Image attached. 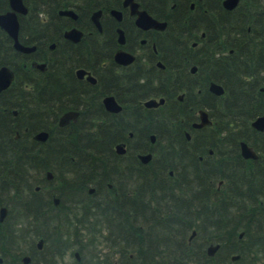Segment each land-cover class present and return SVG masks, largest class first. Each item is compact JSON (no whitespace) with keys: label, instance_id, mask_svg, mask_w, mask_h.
<instances>
[{"label":"flooded vegetation","instance_id":"af4514ba","mask_svg":"<svg viewBox=\"0 0 264 264\" xmlns=\"http://www.w3.org/2000/svg\"><path fill=\"white\" fill-rule=\"evenodd\" d=\"M239 2L226 8L221 0L222 10L229 16L214 15L205 23L201 14L210 9L208 2L191 0L187 6L190 12L186 9L174 25L138 2L154 18L165 21L162 28L139 26L136 14L130 13L123 0L119 6L97 8L101 10L100 29L92 19L97 9L91 11L88 21H78L74 7H63L74 9L77 17L59 12L60 16L27 17L28 29L35 20L40 23L39 32L34 33L36 42H25L18 30L23 44L35 46L29 51L14 48L11 36L0 27L18 52L20 85L25 92L29 93L36 79L52 78L56 88L51 99L89 104L83 113L85 126L107 125L112 117L119 123L114 153L104 170L109 178L103 183L90 182L74 188L72 195H58L53 193L55 185L46 191L41 186L52 183L53 172L46 169L45 178L37 175L33 180L41 183L34 185L35 190H44L43 195H34V201H28L32 195H0V264H264V255L254 250H264V150L205 127L212 123L205 107L196 108L190 125L188 113L171 111L188 95L189 99L198 98L204 60L213 62L222 56L239 59L242 52L249 56L254 52L220 47V21L233 22ZM111 9H118L120 18ZM73 27L82 31L78 40L64 35ZM92 27L97 32L91 31ZM237 27L226 26L230 32ZM119 28L123 41L119 40ZM203 28L213 32L212 47L204 40ZM173 40L178 49L172 56ZM3 64L13 69V82L15 69L7 63L0 66ZM211 81L217 82L210 79L207 88L215 94L209 89ZM179 82L184 83V90L177 91L175 84ZM107 96L120 105L118 111L105 106ZM150 98L163 101L145 104ZM81 108L61 111L57 130L80 126ZM201 109L207 112L210 123L196 126ZM67 110L78 114L60 125L59 117ZM11 111L17 114L16 108ZM43 129L35 130L32 138L46 141L48 129L45 140L34 137ZM19 136L15 130L14 137ZM242 140L253 147L256 158L243 156ZM227 141L230 144L226 145ZM4 156L0 153V161ZM226 163L229 195H218L225 186L218 168ZM48 170L51 178H47ZM0 183L2 186V179ZM221 199H227L225 207L220 206Z\"/></svg>","mask_w":264,"mask_h":264},{"label":"trees","instance_id":"16d2710c","mask_svg":"<svg viewBox=\"0 0 264 264\" xmlns=\"http://www.w3.org/2000/svg\"><path fill=\"white\" fill-rule=\"evenodd\" d=\"M119 1L24 0L28 11L19 15V36L27 43L37 41L34 35L39 32L40 23L35 20L28 29L27 17H36L40 14L60 16L58 9L72 6L78 12V21L84 18L88 21L92 10L99 7L108 9L119 6ZM137 1L154 16L167 18L170 25L180 21L186 14V9L187 13L190 12L187 6L191 0ZM205 1L210 6L206 13L201 14L205 23L214 15L229 16L228 12L222 10L221 0ZM173 2L175 5L170 7ZM8 7V0H0V11ZM237 7L233 22L220 21V47L223 50L230 47L250 48L251 51L255 49L254 52L251 56L242 52L239 59L231 60L228 56H222L221 60L213 62L204 60L201 65L203 84L200 86L201 91L197 93L198 98L189 99L190 95H188L184 101L178 102L171 108V111H178L179 115L188 113L186 119L189 124L196 108L205 107L212 120V123L205 127L218 129L220 134L224 132L226 137L245 139L258 150L263 151L264 141L261 137H264V132L252 127L251 121L264 110V90H260V87L264 86V0H240ZM235 24L239 27L233 32L226 28L227 25ZM248 26L250 30L247 29ZM90 30L97 32L95 27ZM203 30L204 40L209 41L212 47V30L209 28ZM28 32L31 33L29 39L26 38ZM170 49L174 52L171 55H175L178 43L173 40ZM16 55L18 52L12 47L11 39L0 29V64L7 63L15 69L14 81L7 89L0 92V153L5 154L2 158L4 161H0V169L2 168L0 181L3 180L2 186L0 183V195H32L28 201H34V195H43V190L42 187L35 190L34 185L41 183L39 180L36 182L33 180L37 175L39 179L45 178L46 169H51L53 172L51 182L56 186L53 193L58 195H66L74 188L87 186L90 182L103 183L109 178L104 170L107 169L106 161H109V155L114 153L112 145L117 140L116 129L119 123L116 117L109 118L107 125H99L93 129L85 126L83 113L89 104L51 99L52 92L56 88L52 78L36 79L29 93L25 92L24 87L20 85L21 61ZM210 79L223 85L222 94L215 95L208 90L207 84ZM188 85L193 88L192 82ZM175 87L177 91L185 89L183 82L176 83ZM79 105L83 106L82 115L79 117L81 120L78 119L81 125L77 127L74 124L71 129L57 130V117L61 111ZM92 105L97 106V104ZM186 105L191 106L192 109L189 111L185 108ZM13 108L17 109L16 115L12 114ZM179 115L178 117H181ZM42 128L49 130L48 139L44 142L34 140L32 133ZM15 130L20 133L18 138L14 137ZM228 143L227 141L226 145ZM41 146L42 151L39 150ZM52 154L54 157L51 156ZM218 169L220 177L225 178V186L220 189L218 195H229L228 164ZM254 198L252 195V199ZM226 205L227 199H221L220 206Z\"/></svg>","mask_w":264,"mask_h":264},{"label":"water","instance_id":"95a60500","mask_svg":"<svg viewBox=\"0 0 264 264\" xmlns=\"http://www.w3.org/2000/svg\"><path fill=\"white\" fill-rule=\"evenodd\" d=\"M239 0H222V4L226 8H233L237 5ZM9 9L4 12H0V27H2L12 38L14 48L22 51H29L35 48L34 45H25L18 38V30H19V20L18 14H25L27 12V6L23 2V0H8ZM123 5H128L131 14H136V23L141 27H157L162 28L165 26V21H159L154 18L146 9L140 8L139 3L136 0H123ZM112 13H114L118 18H120L121 12L118 9H111ZM60 14L68 15L73 18L77 17V13L72 8H61L58 11ZM101 10L97 9L92 13V19L94 20L98 29H100V23L98 20V15ZM119 30V40L123 41V31ZM82 34V31L73 27L64 32L66 37H69L73 40H78ZM125 53V52H121ZM82 69H79L78 72H81ZM14 77L13 69H11L8 65L3 64L0 66V92L7 88L12 82ZM94 80L93 78H91ZM209 89L213 91L215 94H222L224 88L221 84L211 81L209 84ZM105 106L112 111H118L120 109V105L115 101L113 96H107L104 98ZM163 101V98H160L158 101L150 98L145 101L147 105H156ZM15 113V110H13ZM200 113V121L195 122L196 126H202L210 123V119L207 115V112L203 109L199 110ZM78 112L76 110H67L62 113L59 117V124H66L71 118L74 119ZM251 125L256 129L262 130L264 129V111L257 115L252 121ZM48 136V131L43 129L35 133L34 137L40 140H45ZM241 145V153L245 157L256 158L257 153L253 149V147L245 141L240 142ZM119 146L117 145V149L119 150ZM52 173L50 170L47 171V178H51ZM37 188V187H36Z\"/></svg>","mask_w":264,"mask_h":264},{"label":"rangeland","instance_id":"374dc122","mask_svg":"<svg viewBox=\"0 0 264 264\" xmlns=\"http://www.w3.org/2000/svg\"><path fill=\"white\" fill-rule=\"evenodd\" d=\"M42 186H43V189L46 191V189H50V186L54 187V184L49 183V182H47V183L45 182V183H42ZM66 195H72V191L67 192ZM254 250H257L259 252L258 253L259 255H261V256L264 255V250L262 251L261 249H258L257 247H255Z\"/></svg>","mask_w":264,"mask_h":264}]
</instances>
